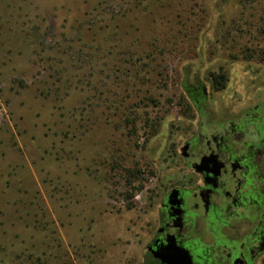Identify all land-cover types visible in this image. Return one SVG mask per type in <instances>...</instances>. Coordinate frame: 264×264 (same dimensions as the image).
I'll return each instance as SVG.
<instances>
[{
  "label": "rangeland",
  "instance_id": "374dc122",
  "mask_svg": "<svg viewBox=\"0 0 264 264\" xmlns=\"http://www.w3.org/2000/svg\"><path fill=\"white\" fill-rule=\"evenodd\" d=\"M263 101L264 0H0V264H141L186 143Z\"/></svg>",
  "mask_w": 264,
  "mask_h": 264
},
{
  "label": "flooded vegetation",
  "instance_id": "af4514ba",
  "mask_svg": "<svg viewBox=\"0 0 264 264\" xmlns=\"http://www.w3.org/2000/svg\"><path fill=\"white\" fill-rule=\"evenodd\" d=\"M232 116L242 118L186 143L197 182L165 195L141 264H258L264 256V101Z\"/></svg>",
  "mask_w": 264,
  "mask_h": 264
},
{
  "label": "trees",
  "instance_id": "16d2710c",
  "mask_svg": "<svg viewBox=\"0 0 264 264\" xmlns=\"http://www.w3.org/2000/svg\"><path fill=\"white\" fill-rule=\"evenodd\" d=\"M212 82H213V89L217 92H222L226 89L227 84H228V79L226 75L223 73H220L218 75H212ZM190 98L192 101L199 103V101L204 99V93L203 91H188Z\"/></svg>",
  "mask_w": 264,
  "mask_h": 264
},
{
  "label": "water",
  "instance_id": "95a60500",
  "mask_svg": "<svg viewBox=\"0 0 264 264\" xmlns=\"http://www.w3.org/2000/svg\"><path fill=\"white\" fill-rule=\"evenodd\" d=\"M203 166H201V169H202ZM187 264H192L191 261L189 260Z\"/></svg>",
  "mask_w": 264,
  "mask_h": 264
}]
</instances>
